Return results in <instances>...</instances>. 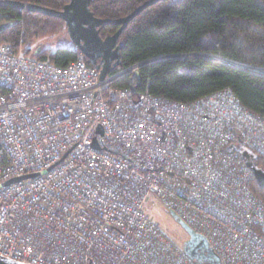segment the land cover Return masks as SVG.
I'll use <instances>...</instances> for the list:
<instances>
[{
    "label": "built area",
    "instance_id": "built-area-1",
    "mask_svg": "<svg viewBox=\"0 0 264 264\" xmlns=\"http://www.w3.org/2000/svg\"><path fill=\"white\" fill-rule=\"evenodd\" d=\"M38 52L0 43V256L264 264V199L243 154L264 156L263 114L230 88L181 102L118 85L154 58L101 80L80 51L66 65ZM152 196L202 234L219 263L198 262L171 239L146 211Z\"/></svg>",
    "mask_w": 264,
    "mask_h": 264
},
{
    "label": "trees",
    "instance_id": "trees-1",
    "mask_svg": "<svg viewBox=\"0 0 264 264\" xmlns=\"http://www.w3.org/2000/svg\"><path fill=\"white\" fill-rule=\"evenodd\" d=\"M62 9L69 0H20ZM146 0H91L96 16L118 19ZM120 25L101 28L114 34ZM67 34L58 17L0 6V43L30 53L38 39ZM122 65L154 58L118 85L181 102L232 89L250 110L264 115V0H160L133 18L120 35ZM72 46H41L37 56L58 65L76 60ZM188 54V55H187ZM172 56V57H170ZM90 65L93 63L84 55ZM253 165L264 170V156L254 154ZM253 190L264 199L256 178Z\"/></svg>",
    "mask_w": 264,
    "mask_h": 264
},
{
    "label": "water",
    "instance_id": "water-1",
    "mask_svg": "<svg viewBox=\"0 0 264 264\" xmlns=\"http://www.w3.org/2000/svg\"><path fill=\"white\" fill-rule=\"evenodd\" d=\"M160 0H146L136 7L128 15L118 18H101L95 15L90 4L91 0H69L62 9H54L36 3H24L20 0H0V6L27 9L63 19L67 24V34L74 45V49L80 51L90 61L100 69V79L103 80L107 74L118 65H122L121 49L123 42H118L121 33L127 28L129 22L141 13L145 8L157 3ZM108 24L120 25L118 30L111 35L101 36V28ZM102 133V126L98 127ZM94 145L98 147L97 141ZM243 154L249 160V164L253 167L255 178L264 186V170L257 168L250 161L251 155L244 151ZM32 175H26L13 178L6 183L24 179ZM181 222L190 235V238L183 244L185 251L193 259L198 262L210 261L219 263L218 254L209 246L207 239L200 233L196 232L190 225L182 220L175 212H172ZM0 264H25L13 260H9L0 256Z\"/></svg>",
    "mask_w": 264,
    "mask_h": 264
},
{
    "label": "rangeland",
    "instance_id": "rangeland-1",
    "mask_svg": "<svg viewBox=\"0 0 264 264\" xmlns=\"http://www.w3.org/2000/svg\"><path fill=\"white\" fill-rule=\"evenodd\" d=\"M72 45L73 43L66 33L55 37L41 38L35 40L31 44L32 48L36 51H39L41 46L57 48L61 46ZM146 211L152 217V219L160 225L166 234L178 244L183 245L184 242L190 238L189 233L181 224V222L172 212L164 207V205L158 200L156 196H152L151 200L146 204Z\"/></svg>",
    "mask_w": 264,
    "mask_h": 264
},
{
    "label": "crops",
    "instance_id": "crops-1",
    "mask_svg": "<svg viewBox=\"0 0 264 264\" xmlns=\"http://www.w3.org/2000/svg\"><path fill=\"white\" fill-rule=\"evenodd\" d=\"M74 47V46H73Z\"/></svg>",
    "mask_w": 264,
    "mask_h": 264
}]
</instances>
